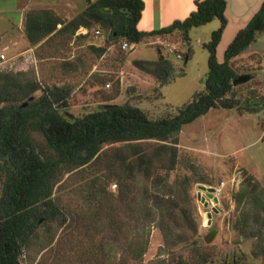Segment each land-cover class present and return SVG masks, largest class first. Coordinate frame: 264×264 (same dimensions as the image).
I'll use <instances>...</instances> for the list:
<instances>
[{
    "label": "rangeland",
    "instance_id": "374dc122",
    "mask_svg": "<svg viewBox=\"0 0 264 264\" xmlns=\"http://www.w3.org/2000/svg\"><path fill=\"white\" fill-rule=\"evenodd\" d=\"M26 2L0 0V7L12 10L4 11L5 18L10 20L7 28L16 29L19 20L13 6L19 8ZM80 12L72 14L64 10L55 14L68 22ZM213 21L214 24L217 20ZM2 22L0 31L6 26ZM213 24L192 28L189 42L183 40L181 33L173 32L151 37L126 50L122 49L120 40L95 38L93 31L101 29L95 24L86 29V34L71 37L69 32L52 34L30 49L24 43L23 26L22 31L18 30L22 37L16 41L7 42L16 33L15 29L12 35H0V55L5 56L0 74L24 75L19 76L21 81L36 82L41 89H67L65 111L73 117L96 111L102 105L125 103L140 108L150 119L171 117L194 93L204 89L208 71L204 44L213 32L206 27ZM91 46L104 48L105 52L100 56ZM157 51L172 61L176 72L183 70L184 75L159 86L151 75L135 67L136 61H156ZM188 51L189 58L185 61ZM223 53L224 50L220 62ZM175 55H181L182 59H176ZM231 66L238 77H247L246 81L233 85L227 95L236 106L230 110L210 109L184 125L177 135V163L168 174V182L172 184L182 177L189 179L190 205L182 208L190 219L177 230L189 237L187 241L166 244L159 230L151 228L142 260L132 262L127 257L126 245L134 235L126 208L129 199L139 196V190L132 189L125 198L120 197L119 179L125 176H120L107 163L110 150L119 144L106 145L100 151L101 161L88 166L82 175L74 171L61 176L54 196L59 197L65 209L64 222L39 227L36 237L22 250L19 264H264V259L251 253L254 240L235 230L241 208L233 199L244 174L252 176L264 188V32L257 34L255 42ZM39 94L36 91L34 97ZM32 136L42 156L52 157L42 137L37 133ZM93 178H99L100 183L98 204L87 210L82 204L85 193L74 194L71 189ZM199 186L215 190L212 194L201 192L207 207L197 199ZM193 228L196 236L191 233ZM211 229L216 234L213 239L206 236ZM136 239L141 237L137 235Z\"/></svg>",
    "mask_w": 264,
    "mask_h": 264
},
{
    "label": "trees",
    "instance_id": "16d2710c",
    "mask_svg": "<svg viewBox=\"0 0 264 264\" xmlns=\"http://www.w3.org/2000/svg\"><path fill=\"white\" fill-rule=\"evenodd\" d=\"M85 2V9L68 22L48 9L28 10L24 23L27 42L34 46L52 34L68 32L71 37L80 28L86 30L94 24L102 29L101 35H94L95 38L120 40L129 46L173 32L181 33L183 40L189 42L188 33L192 28L217 19L219 27L204 44L208 52L204 89L194 93L171 117L150 119L143 110L128 103L102 105L96 111L73 117L65 111L67 89H41L36 82L21 81L19 76L24 75L0 74V264H19L22 250L36 237L39 227L64 222L65 209L59 197L54 196L61 176L74 171L82 175L88 166L101 161L100 151L106 145L119 144L110 150L107 163L120 176H125L119 179L120 197L125 198L132 189L139 190V196L129 199L126 208L134 235L126 245L127 257L132 262L142 260L151 228L159 230L166 244L187 241L189 237L177 230L188 219L183 208L190 205L189 179L182 177L172 184L168 182V174L177 163V135L184 125L210 109L230 110L236 106V102L227 98L238 77L231 62L255 42L258 33L264 32L263 0L258 11L226 47L223 61L218 62L216 48L227 25L225 0H196L195 10L184 20L149 32L137 29L144 9L142 0ZM90 48L100 56L105 52L101 47ZM157 54L156 61H136L135 67L151 75L159 86L184 75L183 70L175 71L172 61L158 51ZM189 54L188 51L185 61ZM36 91L40 94L34 97ZM32 133L42 137L52 157L42 156ZM97 181L99 178L88 179L71 189L74 194L85 193L82 204L87 210L98 204L100 183ZM233 199L241 208L235 230L253 239L252 255L264 259V188L252 176L244 174ZM191 233L196 236V228ZM137 235L141 240L136 239ZM215 235L211 229L206 236L213 239Z\"/></svg>",
    "mask_w": 264,
    "mask_h": 264
},
{
    "label": "crops",
    "instance_id": "0c3cea01",
    "mask_svg": "<svg viewBox=\"0 0 264 264\" xmlns=\"http://www.w3.org/2000/svg\"><path fill=\"white\" fill-rule=\"evenodd\" d=\"M24 5L13 6V9L19 13V20L17 22L16 29L7 28V23L10 24V20L6 19L4 16V11L8 10L6 6L0 7V20L5 24V28L0 31L4 35H12L13 37H8V41H16L22 37L18 30L22 31L26 12L30 9H48L52 10L54 13L62 12L64 10L70 11L72 14L80 12L86 7L85 0H26ZM96 1V0H90ZM144 2V9L141 13L140 20L137 24V29L139 31L149 32L151 30L160 29L158 25H170L176 20H184L192 11L195 10L194 2L196 0H142ZM226 9L224 11L225 18L227 20V25L222 33L220 42L216 48V57L218 62H220V56L222 50L225 51L228 44L232 41L236 33L245 27V25L250 21L253 15L258 11L263 0H225ZM5 7V10L3 9ZM217 20V19H214ZM214 21L206 24H213ZM168 24V25H167ZM204 25V26H206ZM166 26H162L166 27ZM219 27V21L217 20L212 26H208V31H214ZM205 28V27H204ZM83 29V28H82ZM14 31V32H13ZM13 32V33H11ZM190 33V31H189ZM188 33V34H189ZM211 34V33H210ZM23 36L25 37L24 33ZM189 36V35H188ZM26 39V38H25ZM24 39V43L28 45V48H33ZM6 45V43H5ZM35 48V47H34ZM29 52L27 50L25 53ZM241 56V54L239 55ZM238 56V57H239ZM236 57V58H238Z\"/></svg>",
    "mask_w": 264,
    "mask_h": 264
},
{
    "label": "water",
    "instance_id": "95a60500",
    "mask_svg": "<svg viewBox=\"0 0 264 264\" xmlns=\"http://www.w3.org/2000/svg\"><path fill=\"white\" fill-rule=\"evenodd\" d=\"M246 80H247V77L239 76L233 81L232 84L235 85L237 83H242V82H244ZM198 189H199L200 192L197 195V199L203 204L204 207H207L208 206V202L205 200L204 197L201 196V192H207L209 194H212V193H214L215 190L212 187H204V186H199ZM214 202H215V200H214ZM210 217H211L210 214H208L207 218H210Z\"/></svg>",
    "mask_w": 264,
    "mask_h": 264
},
{
    "label": "built area",
    "instance_id": "2783aa9c",
    "mask_svg": "<svg viewBox=\"0 0 264 264\" xmlns=\"http://www.w3.org/2000/svg\"><path fill=\"white\" fill-rule=\"evenodd\" d=\"M87 31L85 29H82L80 28L77 32H76V35H79V34H86ZM94 35L96 37H99L101 35V31L100 29H95L94 30ZM132 46H129L127 43H123L122 44V49H131ZM175 58L178 59V60H181L182 59V56L181 55H175ZM5 62V56L4 55H0V65H2L3 63ZM108 86V85H107ZM114 188V187H113Z\"/></svg>",
    "mask_w": 264,
    "mask_h": 264
}]
</instances>
